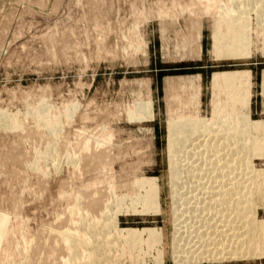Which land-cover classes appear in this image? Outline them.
I'll return each instance as SVG.
<instances>
[{"label":"rangeland","instance_id":"obj_1","mask_svg":"<svg viewBox=\"0 0 264 264\" xmlns=\"http://www.w3.org/2000/svg\"><path fill=\"white\" fill-rule=\"evenodd\" d=\"M256 2L0 0V264L70 262L64 239L87 238L77 229L84 216L94 222L115 217L119 230H161V241L149 245L128 246L116 238L109 249L115 264H200L174 259L169 123L197 118L207 129L230 127L238 137L233 118L228 126V118L212 119V127L203 117L191 24L199 15L230 19L234 6L246 9L253 47ZM141 102L153 103V119L129 116ZM243 146L241 160L247 162ZM136 178L161 184L160 213L130 202L147 193L134 186ZM244 179L252 203V183ZM124 196L121 209L114 203ZM261 239L257 251L249 244L253 256L264 255Z\"/></svg>","mask_w":264,"mask_h":264},{"label":"bare ground","instance_id":"obj_2","mask_svg":"<svg viewBox=\"0 0 264 264\" xmlns=\"http://www.w3.org/2000/svg\"><path fill=\"white\" fill-rule=\"evenodd\" d=\"M257 1L259 2H256V4L259 6L256 5L254 9L258 11L260 16L257 15L256 18L257 30L255 29V32L259 31L256 34L264 38V28L260 32L261 28L264 27V0ZM232 9L233 11L231 9L230 11L236 14H232L234 17L231 16L228 19L229 44H227L228 42L225 43L227 41L225 37L219 38L217 36L218 38H215V40L217 45L223 41L222 43L227 44L225 47L230 49L235 47L237 50L238 48L242 50L239 40L241 41L242 37L243 39L246 37L245 42H243L246 44L251 39L250 29L245 32L251 21L246 9L240 10L241 8L236 6ZM245 33H247L246 36ZM145 110L147 114L141 115L142 111L145 112ZM134 111L129 115L132 119L137 117L136 114L140 117L146 115L148 120L149 118L153 119V103H138ZM40 112H38L39 117H43L44 112L42 111L43 114ZM0 114L2 115L1 112ZM1 115L0 119L4 117L3 120H5V116ZM44 117L41 118V121L46 120ZM223 119L225 118L223 117ZM229 120L225 119V122H222L226 124L227 121L231 125V120ZM211 122L212 125L208 124L214 127L213 120ZM218 123L220 122L218 121ZM169 124L168 158L170 161L172 206L174 207L173 216L175 221L173 234L175 236L173 246L175 261L178 263L195 262L201 264L204 261L248 259L249 257L259 256H253L255 251L252 250L256 248L260 238H262L261 243L264 244V222H258L255 206L246 199L245 187L243 186V179L246 175L247 178L244 180H251L252 183L254 165L248 162L249 159L247 162H241V157L244 156L242 154L244 146L242 143V145L238 144L236 130H231L232 128L227 127V124L226 130L218 127V129H207L209 126L207 127L204 121L197 118L172 119ZM205 128L207 131H205ZM52 131H55V129ZM247 154L249 156L251 151ZM244 164L250 167L244 169ZM245 170L246 172H244ZM132 183L139 191L146 190L147 193L132 198L130 202L142 204L144 211L160 213L161 199L159 192L161 184L157 180L147 178H136ZM151 193L153 194L151 195ZM249 194H247L248 199L252 196H249ZM126 200L127 197L124 196L118 200L116 199L114 204L122 209L123 204L127 202ZM247 202L251 206L249 209L245 207ZM249 204L248 207H250ZM109 220L110 218H104L99 222H94L93 218L91 220L89 217L84 216L79 221L78 224L81 227L77 229L81 232L86 231L82 234L85 235L84 237L88 235L89 238L87 236V238L79 240L74 236L64 239L66 245L64 247L70 254V262L67 263L66 261V264H115L111 261L112 256H110L109 249L113 246L116 238L128 246L133 243H148L149 245L151 240L152 242H154L153 240L160 242L163 238L161 230L149 228L142 231L134 228L119 230L116 218L114 217L113 221ZM83 235H79V237L83 238ZM249 244L255 246L254 248L251 247L253 253L249 250ZM155 245L156 243L153 244V246ZM244 248L248 250L246 251ZM257 249L255 250L257 251ZM158 252L157 257L159 256L158 259L161 258L160 260H162V248Z\"/></svg>","mask_w":264,"mask_h":264},{"label":"crops","instance_id":"obj_3","mask_svg":"<svg viewBox=\"0 0 264 264\" xmlns=\"http://www.w3.org/2000/svg\"><path fill=\"white\" fill-rule=\"evenodd\" d=\"M220 14H212L211 18L199 15L191 24L194 30L193 37L196 40L193 53L197 61L195 82L200 106L203 104L206 107L203 117L210 118V120L223 117L233 118L234 130L236 129L234 124H238V137L243 141L249 153L251 151L245 161L249 159L248 162L254 165L253 185L251 184L252 203L255 206L258 220L263 223L264 40L261 35H257V43H254L252 47V39L245 44L243 42L246 37L245 39L242 37L241 41L239 40L242 50L225 47L229 44V24L226 21L227 16L220 17ZM219 31L223 33L219 38L225 37L227 44L222 41L217 45L215 38L218 37L214 34ZM245 32H248V29ZM187 76L190 75L187 74ZM251 258L264 260V255Z\"/></svg>","mask_w":264,"mask_h":264}]
</instances>
